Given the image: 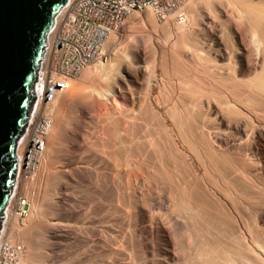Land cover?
Here are the masks:
<instances>
[{"label":"bare ground","instance_id":"6f19581e","mask_svg":"<svg viewBox=\"0 0 264 264\" xmlns=\"http://www.w3.org/2000/svg\"><path fill=\"white\" fill-rule=\"evenodd\" d=\"M194 1L188 16L182 8V24H167L169 44L164 37L149 46L139 36L117 56L111 50L126 28L119 29L105 44L103 59L81 77L58 76L65 88L57 96L60 109L78 112L69 125L68 115L59 119L61 141L60 134L50 141L53 133L47 141L46 152L51 142L61 159L54 164L48 154V182L61 196L45 198L54 213L49 219L35 210L28 223L11 219L9 240L22 236L35 244L34 233L43 227L57 251L63 242L87 247V230L76 233L61 219L76 217L73 191L96 173L118 203L94 231L97 263L264 264V0ZM130 19L134 25L145 15ZM98 99L114 106L129 101L132 108L100 111L93 103ZM87 120L94 124V132L88 130L94 141L71 145L81 141ZM111 127L115 142L107 145L99 133L106 136ZM76 149L90 151L80 156L87 167L76 166ZM18 153L23 160L22 145ZM31 255L22 264H32Z\"/></svg>","mask_w":264,"mask_h":264},{"label":"built area","instance_id":"2783aa9c","mask_svg":"<svg viewBox=\"0 0 264 264\" xmlns=\"http://www.w3.org/2000/svg\"><path fill=\"white\" fill-rule=\"evenodd\" d=\"M188 1L68 0L56 17L52 29L54 35L47 44L35 83L36 99L17 146L18 157L20 145L25 154L20 160L14 192L20 177L27 181L36 177L44 159L48 138L58 119L57 96L65 89L58 76L65 74L77 78L83 74L99 58L110 35L123 27L135 13L149 12L158 21L175 18L181 22L184 17L182 8ZM14 192L13 200L5 210L0 233V264H22L28 254L24 243L12 242L2 236L8 219L25 222L32 213L30 199L25 195H14Z\"/></svg>","mask_w":264,"mask_h":264},{"label":"rangeland","instance_id":"374dc122","mask_svg":"<svg viewBox=\"0 0 264 264\" xmlns=\"http://www.w3.org/2000/svg\"><path fill=\"white\" fill-rule=\"evenodd\" d=\"M194 2H195L194 0H189L188 3L183 7L186 16L189 15V13H188V11H189L188 8L190 7L189 5H191V3L193 4ZM206 4L207 5H205V6H208V3H206ZM206 8H208V7H206ZM182 12H183V10H182ZM184 12H183V14H184ZM143 13L145 15V20L146 21L144 20L143 22L134 23V25L133 24L130 25V22L132 21L130 19L123 27L120 28V30H124V28H126L125 32H124V38L122 39L123 40L122 42L120 41L119 46L117 47V49L111 50L112 53L114 52L117 56L120 55L121 53H123L122 51L124 50L126 45H128V44H132L133 45L134 42H135L134 40L138 39L139 36L141 38L145 37L144 39L147 40V43H148V44L147 43L146 44L149 45V46H151L152 44H155L156 40H158V39L167 40V38H169V37H168V35H165V33H164V31L166 29H168L167 24L168 25L170 24L171 26H176L175 24L180 22V21L176 20L175 18H173L170 21H163L162 22V21H158L155 17H153L154 18L153 19L152 18L153 15L151 13H149V12H143ZM150 16H151V19H153V20L156 19L155 21L157 23V26H153L152 27V24H151L152 21L150 22V20H151ZM184 17H183V20H184ZM146 18L148 20L149 19L150 20L147 21ZM182 22L183 21H181L180 24H182ZM154 28L155 29L157 28L158 30L157 29L155 30ZM174 34L178 35L177 32H174ZM146 36H148V37L146 38ZM164 37H167V38H164ZM169 40H170V38L167 41H169ZM167 43L169 44L170 41L167 42ZM148 51L151 52L152 50L148 48ZM100 56H101V54H100ZM100 56H99V58H100ZM103 56H104V53L101 56V60L103 59ZM99 58L93 63H97L99 61ZM150 59H151V57H150ZM81 76H82V74L79 77H81ZM178 84L180 85V83H178V81H177L176 86ZM125 92H128V91H125ZM93 103H95L96 107L99 108L100 111H105L106 109L114 111L115 109L118 108V106H119L118 109H130V108H132V105L130 104L129 101H124V103H122L123 105H121L119 103H118V105H116L117 104L116 103L115 104L116 107L114 105H112L111 103H106V101H104V102L103 101H99V99L97 101L93 102ZM103 105H106V106H103ZM108 105H109V107L107 108ZM101 108H102V110H101ZM67 110L68 109H66L65 106L61 107L60 112H59L60 114L58 115L56 127H55V130H54L53 134H52L53 138H51L50 141L51 140L55 141L56 139H58L57 137L59 136V134H60V138L59 139L61 141L62 136H61V131H60L61 129H60V126H59V119L64 114L68 115V117L71 119L70 122L68 124H66V125H69V124L73 123L76 120L77 115H78L77 110H75V109H73V110L71 109V110H68V111ZM91 114L95 115L96 113L95 112H90L89 117L92 116ZM90 123H92V121L90 122V120H87V124H84L85 125L84 128L85 127L86 128L85 129L83 128L84 130L82 128L80 129V132L83 134L82 136L79 134V129L77 130L75 128V130H77V133L80 135L81 139L80 138L79 139L81 141L79 142V140H78L76 142H71L70 143L71 145L75 144V145H77V147H80L81 144H83V142L85 144V141H87L88 143L94 141L93 138L92 139L89 138L90 137L89 132L91 130L92 131L94 130V128L92 127V126H94V124L92 123L93 125L92 124L90 125ZM86 129H87V131H85ZM112 129L113 128L111 127V129H110L111 131H109L108 134L106 135L107 137L105 136V134L99 133V136H100L99 138L102 140V143H104V141H105L106 144H107V142H109V143L115 142V133H113ZM88 130H89V132H88ZM84 133H85V135H84ZM86 135H88V136H86ZM101 135H102V137H101ZM84 136H86L85 138L87 140L83 138ZM105 139L106 140L108 139L109 141L108 140L106 141ZM64 147L67 148V145L64 144ZM102 148H103V150H102ZM104 148H105V146L103 144V147L102 146L100 147V149H101L100 151L101 152L103 151L102 154H104V152H106V150H105L106 148L105 149ZM65 150H67V149H65ZM46 151H48V149H46ZM49 152L50 153L45 152L46 153L44 155L45 158L42 161V164H41V166L39 168L38 174L33 179L34 181L32 180V181L28 182L27 180L22 179V177H20L19 180H18V185H19L18 186V188H19L18 190L19 191H17V195L18 196L25 195L28 198H30L31 203L32 204L34 203L33 205H35V207L32 205V210L33 211L35 210V212L37 211L36 214L38 215L39 218H40V216L41 217L44 216V218H46V219H49V217L53 216L54 213L52 211H50V209L48 208L47 202L45 201V198H47V196H48L49 198L54 199L55 197L61 196V194L56 193V190L52 187V185L49 184L50 181L48 182V178H52V176H50V175H53L51 173V170H50V165H49L50 161L47 160L48 159V154L51 156L52 162L54 164H55V162L61 160L60 157H59L58 151L56 150V147L51 146V142H50V150H49ZM73 153H72V156H74L76 159H78V160L75 159V161L77 162L76 166L79 165V166H77L78 168H84V166L87 167V164H85V163H83V161H81V157L80 156H85V158H86V157L91 155L90 151L76 149L74 155H73ZM83 158L84 157H82V159ZM80 162H82V163H80ZM41 171L44 172V176L43 177H42L43 173H41ZM94 174L95 175H94V177L92 179V182L90 184H86V185H83V186H82V184H79V185L77 184V186L75 187V190L73 191L74 195L76 197L75 202H74V207H75V211H76V217L72 218V219H68V218L61 219V221H62L64 226H68L72 230L76 231V233H82L84 231V229L87 230V232L89 233V236H90V238L92 240L90 242V244H88L87 247H85L81 243H79L78 241L73 242L74 243V244L72 243L73 246L71 245V243H68L69 244L68 245L67 243L63 242V243H61L59 245V248H58V251H57L55 249V246H54V245H56V243H55L56 240H52V239L50 240L49 238L47 239L46 236H44L42 234L45 231L44 228L43 227H39V228H41L40 232H42V233H39V232H35L34 233V236L36 237V239H34V242H35V244L37 243L36 244L37 246L35 244H32V245L26 244V242L23 241L24 240L23 237L22 236H18V242L24 243L26 245V247L28 248V254L23 259V261L26 260L27 262L30 263L29 256L31 257V256H33L31 254H34V256H36V257L34 258V260L33 259L31 260L32 264H40V263L41 264L42 263L43 264H51V263L55 264V262H56V264H99V263H97L99 261L97 260L98 257L96 255L98 253L97 249H96V243L93 241V240L96 239L94 231L96 229L100 228L102 226V224H103L102 222H105L108 217L113 216V215H110L109 213H111V212H112V214L115 213L114 212L115 209L113 210V206L116 207V205H115L116 201L114 202V205H113V200L112 199L114 198V196L112 198L111 196L113 194L108 192V191L111 192V190L105 189V187H104V185H105L104 176H102V178H101L100 175H98L96 173H94ZM45 175H47V176H45ZM101 175H103V174H101ZM46 177H47V182L45 180ZM61 181H64V180L62 179ZM107 192H108V194H107ZM38 197H39V199H38ZM114 200H116V199L114 198ZM104 203H105V205H104ZM39 207H40V209H39ZM41 208H42V211H41ZM33 211H32V213H33ZM104 212H105L104 215L106 217L109 215L107 218L103 215ZM102 218H104V221H103ZM29 220H30V218H28V220L25 221V222L28 223ZM7 223H8L7 224V228L8 229H7L6 233L8 235L6 234V238L9 237V233H10V229H11L10 228V226H11L10 223H12V220L8 219ZM73 237H77V240L79 239L78 234L77 235L73 234ZM52 241H53V243H52ZM85 252L88 253V255H87L88 257L85 256ZM35 254H37V255H35ZM56 256H58V257H56ZM23 261H22V263H23Z\"/></svg>","mask_w":264,"mask_h":264},{"label":"water","instance_id":"95a60500","mask_svg":"<svg viewBox=\"0 0 264 264\" xmlns=\"http://www.w3.org/2000/svg\"><path fill=\"white\" fill-rule=\"evenodd\" d=\"M68 0H0V233L48 36Z\"/></svg>","mask_w":264,"mask_h":264}]
</instances>
